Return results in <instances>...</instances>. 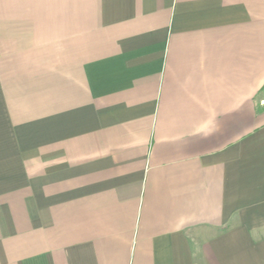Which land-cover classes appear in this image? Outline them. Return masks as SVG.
<instances>
[{"label": "crops", "instance_id": "0c3cea01", "mask_svg": "<svg viewBox=\"0 0 264 264\" xmlns=\"http://www.w3.org/2000/svg\"><path fill=\"white\" fill-rule=\"evenodd\" d=\"M0 264H264V0H0Z\"/></svg>", "mask_w": 264, "mask_h": 264}]
</instances>
